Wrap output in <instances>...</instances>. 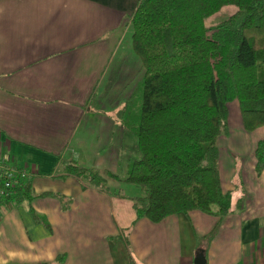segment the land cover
I'll use <instances>...</instances> for the list:
<instances>
[{
	"label": "crops",
	"instance_id": "1",
	"mask_svg": "<svg viewBox=\"0 0 264 264\" xmlns=\"http://www.w3.org/2000/svg\"><path fill=\"white\" fill-rule=\"evenodd\" d=\"M138 2L0 0V159L29 172L32 195L0 204V264H131L130 253L140 264H193L200 250L204 264H264V166L257 174L253 158L227 182L218 167L232 204L221 218L152 224L135 218L136 192L112 189L134 146L119 116L142 77L130 52ZM70 163L95 169L108 192L66 175Z\"/></svg>",
	"mask_w": 264,
	"mask_h": 264
},
{
	"label": "trees",
	"instance_id": "2",
	"mask_svg": "<svg viewBox=\"0 0 264 264\" xmlns=\"http://www.w3.org/2000/svg\"><path fill=\"white\" fill-rule=\"evenodd\" d=\"M225 7L235 12L205 26ZM129 28L142 77L119 120L138 158L128 160L123 178H110L137 190L130 197L137 220L158 224L190 212L216 218L231 213V195L220 184L217 140L227 134L231 103L244 132L264 130V0H139ZM254 160L258 174L264 142ZM64 173L108 192L95 169L70 163ZM31 198L26 182L10 201Z\"/></svg>",
	"mask_w": 264,
	"mask_h": 264
},
{
	"label": "rangeland",
	"instance_id": "3",
	"mask_svg": "<svg viewBox=\"0 0 264 264\" xmlns=\"http://www.w3.org/2000/svg\"><path fill=\"white\" fill-rule=\"evenodd\" d=\"M229 9L231 8L224 9L205 20V26L212 27L225 20L228 16H230L229 12L231 10ZM230 141H232L231 144ZM240 142L243 144H240ZM259 142H264V130L258 129L250 133L244 132L240 126L237 105L236 103H231L228 106L227 134L219 136L217 140L219 154L218 167L224 182L228 181L229 173L237 172L239 174L241 169L246 171V167L251 158H253V161L255 162L254 150L256 149ZM247 146L250 147V149L246 151L245 148ZM230 147H233V150H231ZM136 158H138V154L135 150H129L128 148L126 149V147H124L119 160L120 170L117 169L115 172L117 179L122 177V170L124 171L126 160L130 159L131 161ZM232 179H235V175H233ZM117 183L118 186L114 185L113 188L111 187L115 191L118 188L123 193H134L137 191L133 186L119 182ZM124 235L126 234L124 233ZM125 245L129 246L127 243ZM129 251L131 252L130 249ZM129 260L131 264H140L136 254L130 253Z\"/></svg>",
	"mask_w": 264,
	"mask_h": 264
},
{
	"label": "built area",
	"instance_id": "4",
	"mask_svg": "<svg viewBox=\"0 0 264 264\" xmlns=\"http://www.w3.org/2000/svg\"><path fill=\"white\" fill-rule=\"evenodd\" d=\"M30 177L31 175L25 168L0 159V203L10 201L17 189L28 182Z\"/></svg>",
	"mask_w": 264,
	"mask_h": 264
},
{
	"label": "water",
	"instance_id": "5",
	"mask_svg": "<svg viewBox=\"0 0 264 264\" xmlns=\"http://www.w3.org/2000/svg\"><path fill=\"white\" fill-rule=\"evenodd\" d=\"M205 260L203 258V252L200 250L198 251L193 258V264H204Z\"/></svg>",
	"mask_w": 264,
	"mask_h": 264
}]
</instances>
